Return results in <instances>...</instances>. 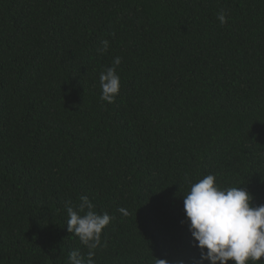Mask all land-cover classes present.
Here are the masks:
<instances>
[{
	"label": "trees",
	"instance_id": "16d2710c",
	"mask_svg": "<svg viewBox=\"0 0 264 264\" xmlns=\"http://www.w3.org/2000/svg\"><path fill=\"white\" fill-rule=\"evenodd\" d=\"M209 174L264 205V0H0V264L87 258L81 196L115 217L94 264H199L184 195Z\"/></svg>",
	"mask_w": 264,
	"mask_h": 264
},
{
	"label": "clouds",
	"instance_id": "9594fccd",
	"mask_svg": "<svg viewBox=\"0 0 264 264\" xmlns=\"http://www.w3.org/2000/svg\"><path fill=\"white\" fill-rule=\"evenodd\" d=\"M217 18L222 25L227 23L224 11ZM101 43L103 47L99 51L107 52L109 41ZM121 62V57H115L114 66L100 73V98L107 103H113L119 95L121 83L116 66ZM253 199L243 187H220L212 174L191 185L184 195V211L191 236L197 242L194 247L200 249L199 264H260L264 257V205H254ZM80 201L79 211L66 205V225L68 232L77 236L88 249L87 258L73 250L68 261L69 264H94L102 233L115 217L94 211V205L86 196H81ZM118 211L128 215L123 207ZM156 264H169V261L156 259Z\"/></svg>",
	"mask_w": 264,
	"mask_h": 264
}]
</instances>
